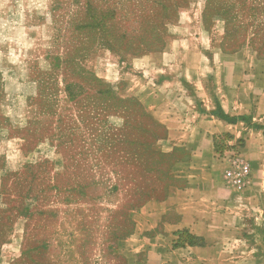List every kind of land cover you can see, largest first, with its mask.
I'll return each instance as SVG.
<instances>
[{
	"label": "rangeland",
	"instance_id": "1",
	"mask_svg": "<svg viewBox=\"0 0 264 264\" xmlns=\"http://www.w3.org/2000/svg\"><path fill=\"white\" fill-rule=\"evenodd\" d=\"M87 1L0 0V147L25 155L20 162L0 156L3 194L10 197L5 217L25 228L14 264H130L123 246L134 223L128 210L154 184L121 164L144 158L148 169L159 168L163 159L152 146L165 128L128 96L126 79L98 76L118 69L116 57L128 69L131 58L161 52L177 33L180 13L200 7L212 45L226 53L250 47L264 56V0H171L162 43L132 55L86 46ZM106 1L115 30L127 39L153 32L148 0ZM228 140H218L222 154L238 149ZM228 163L233 175L241 172L233 158ZM141 182L148 186L137 194Z\"/></svg>",
	"mask_w": 264,
	"mask_h": 264
},
{
	"label": "crops",
	"instance_id": "2",
	"mask_svg": "<svg viewBox=\"0 0 264 264\" xmlns=\"http://www.w3.org/2000/svg\"><path fill=\"white\" fill-rule=\"evenodd\" d=\"M113 63L118 69L98 76L126 79L128 96L165 128L152 147L163 159L161 173L121 166L161 190L128 210L134 223L123 246L130 264H264V56L212 45L200 7L180 13L161 52L131 58L128 69L119 57ZM223 136L249 168L242 189L227 177L230 157L216 149ZM0 156L25 157L5 147ZM9 201L0 175V264H14L23 249L25 228L5 217Z\"/></svg>",
	"mask_w": 264,
	"mask_h": 264
},
{
	"label": "trees",
	"instance_id": "3",
	"mask_svg": "<svg viewBox=\"0 0 264 264\" xmlns=\"http://www.w3.org/2000/svg\"><path fill=\"white\" fill-rule=\"evenodd\" d=\"M100 3L102 4V6H100V7H98V5H95L93 0H88L85 3L86 4L85 5L86 16L84 18V22H83L84 26L83 27L86 30H88V32H89L88 39H87V41H85L86 46L92 47L93 45L98 43L102 47H104L106 49H110V50L114 51L115 53L120 54L122 52H125V53H129L131 55L135 54L134 52H137V50H139V49L151 48V46H153V45H160L162 43V36H163L162 31L164 28L165 21L168 19H171V15H172L174 8H175L171 5L172 4L171 0H148L147 4H150V6L152 7V9L150 11L151 15L155 17L154 18L155 23L150 26V29L153 30V32H151L150 34L139 33V35L136 34V35H133L130 39H127V37L125 36V33L117 32V29L115 30L114 24H112L114 22L112 20L115 16V11L113 9H110L109 7H104L108 4L106 0H101ZM107 94H109V93L107 92ZM121 109L123 110L124 114L128 113V109L126 107L121 108ZM219 117H221L224 120L229 121V122L233 121V120H231V118L224 115L223 113H219ZM157 126H159V125H157ZM120 137L125 138L126 135H121ZM229 138H230V136H227V139H229ZM119 143H121L123 145L122 149L127 154V151H129V150L124 147L125 146L124 145L125 144L124 139H122ZM242 143L243 142H240V144H242ZM216 149L219 153H222V150H220V148L218 147V141H217ZM152 151H153V149H152ZM133 155L136 158V160L142 159L141 153H139L138 151H134ZM157 155H159V154H157ZM124 163L125 162H123L122 164L124 165ZM142 163H146L144 158L141 160L140 164H138L136 166H143L146 169H148L147 166L142 164ZM149 170H151L153 173H161V172H158V171H161V169L158 170V168H155V169L152 168ZM137 174L148 179V177L143 176L139 172H137ZM141 183H138L136 186V193L137 194L141 193V191L145 190L146 186H148V185H145L144 183H142V185H141ZM153 184L154 185L152 187L151 186L148 187L150 189H154V192L152 194H149L148 198L150 196L161 194V190H160L158 184L155 181H153Z\"/></svg>",
	"mask_w": 264,
	"mask_h": 264
},
{
	"label": "built area",
	"instance_id": "4",
	"mask_svg": "<svg viewBox=\"0 0 264 264\" xmlns=\"http://www.w3.org/2000/svg\"><path fill=\"white\" fill-rule=\"evenodd\" d=\"M221 156L227 158L228 156L230 158H233L235 160V163L237 164V168L241 170V172H238L233 175L232 172H228V179L233 182L234 185H236L239 189H242L245 187L250 178V171L247 165L245 164L242 156L239 154L238 149H232L227 150L224 152V154L220 153Z\"/></svg>",
	"mask_w": 264,
	"mask_h": 264
}]
</instances>
